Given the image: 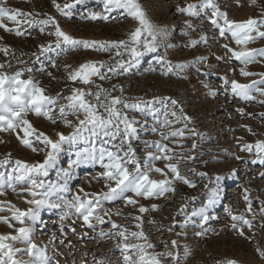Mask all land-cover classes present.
Segmentation results:
<instances>
[{
  "label": "snow or ice",
  "instance_id": "1",
  "mask_svg": "<svg viewBox=\"0 0 264 264\" xmlns=\"http://www.w3.org/2000/svg\"><path fill=\"white\" fill-rule=\"evenodd\" d=\"M85 0H71V3L63 5L58 0H51L52 6L60 15L71 18L72 10L81 5ZM103 5L102 12L90 11L87 15H82V19L104 20L108 21L110 14L119 12L125 18L135 21V27L126 34L125 39L120 40H86L78 39L62 29L60 23L54 16L44 13L43 19H36L41 13L25 12L20 9L6 6L5 0H0V28L5 32L14 33L16 36L25 35L24 25L28 28L38 27L41 35L47 34L55 38L54 42L39 45L40 54L56 53L57 56L66 55L69 52L77 50H92L95 52L111 53L114 64H106L103 61H87L78 66V68L68 72V80L73 83H80L85 87L73 88L71 94L55 96L47 94L44 87L33 76L32 68H26L23 72L17 71L9 75L5 68H10L11 63H0V133H13L19 143L36 154H43V160L28 163L23 160H11V153L4 160H0V167H6L5 171H0V196L11 190L18 197H26L24 203L28 205L27 209H21L11 202L0 201V213L8 211L10 216L0 215V223L13 229L15 235L11 233L0 234V264H60L56 259L63 253L56 249L55 234L49 239V244L39 245L34 240L35 226L40 222L41 211L47 209H59L60 227L63 228L64 221L71 217L82 221L83 226L95 231L97 225L108 223L109 231H100L101 238L107 236L116 239V249L122 256V264H183L190 255L191 251L187 245L183 246V256L179 251L180 245L177 240L170 242L160 240L158 243L163 246V251H156L157 243H153L149 234L144 230V214L156 212L159 205L152 203L145 206L140 203V198L150 200L153 198H162L166 194H175L177 189L175 184L180 183L189 188H196L197 183L194 179H189V175L208 179L213 184L209 188V183L204 184V188L210 193L207 204L198 209H194L192 216L199 217V231L194 235L203 238L213 229L205 225L213 219L208 209L213 206L220 198V181L221 176L217 175L213 181L207 172H199L191 169L188 174H182L180 171L181 162L188 163L197 159L192 156L191 152L198 145L193 139L191 147L185 152H177L176 148L183 149L182 141L202 136L192 124V117L184 112L179 101L171 97L163 98L171 107L165 111L162 128L173 129L174 124H180L182 127L175 128L171 131L164 132L153 126L148 129L147 122L143 123L137 120L131 113H141L152 115L151 105L156 102L155 98L151 101L138 100L129 102L123 96L113 95L116 90L114 85L112 90L104 88L102 85L95 83V79L101 81L110 79L108 73L117 72V70L126 73L129 69L139 64L140 59L147 53H158L161 48L164 49V55H158L156 64L160 66L161 75L169 74L176 76L178 79H187L184 75L188 69L194 68L197 73H201L200 65L211 69L213 65L209 64L208 57L201 55L192 61L173 62L168 59V49L174 47L170 43L172 30L167 26H161L154 23L148 15L145 6L141 0H100ZM239 6V0H237ZM250 6H259L257 0H250ZM177 11L190 18H206L219 31L220 37H225L230 33L236 45L244 46L241 50L229 47L228 44L222 45L230 53L229 59H235L244 67L239 72L243 77L254 75L261 76L259 81H252L244 84L237 80L223 78L225 91L243 101L255 100L254 94L264 97V87L258 85L264 84V73H254L247 71L249 64L264 62V48H247L249 43H254L257 38L264 39V9L261 11V19L249 17L244 21H234L228 18V14L221 11L216 0H197L195 3H186L185 6H177ZM210 12V15H209ZM7 20L16 25L10 28L4 21ZM222 21V23H221ZM184 36H189L190 31H196L191 19L185 20ZM255 33V35H253ZM30 35L31 33H27ZM3 39V37H0ZM201 43H208V36L202 34L199 39H189L185 47L195 48ZM12 50L8 46H0V53L8 56ZM15 55L14 53H12ZM35 55V53H33ZM128 59L125 60L124 57ZM217 61L225 58L222 56L215 57ZM39 59V57H37ZM52 67H56L55 61ZM65 65V69L70 68ZM106 68V71H103ZM155 70V69H153ZM232 71H235L234 69ZM27 72L28 79L21 77ZM203 75L209 73L204 72ZM51 77V73H48ZM54 78V77H53ZM208 88L207 84H204ZM93 88L95 90H93ZM123 93V87L119 88ZM209 95L215 96V90H209ZM63 100L65 103H61ZM264 104V100L258 101ZM178 109V111H177ZM237 111L244 115V109ZM29 113L36 117L46 119L53 125L62 124L64 128L71 129L65 135L63 131L55 133L56 139L43 131H39L33 123L26 117ZM252 116L251 113L248 114ZM264 118V113L259 114ZM73 117L74 119H70ZM82 117V118H81ZM172 117L174 119H170ZM250 134L256 135L253 129L247 125L243 126ZM19 130V131H18ZM150 130L158 132L161 141H143L144 150L147 155L143 158L137 156V149L133 147V141H139L141 132ZM23 135H20V133ZM237 143L240 151L254 154L253 164L264 166V140H256L252 143H241L242 137H238ZM175 147H170L169 141ZM0 143H6L0 138ZM83 143V147L77 153V161L91 162L99 164L103 171L98 173L95 179L103 180L104 187L107 191L86 192L83 188L73 194L70 200H65L58 193L68 192L66 182L64 184L52 183L44 178L49 176L51 169L56 167L57 161L65 145H78ZM39 145V146H38ZM154 149V151H148ZM235 159H241L235 155ZM163 161L164 167H157L156 162ZM157 173L161 179H152L151 174ZM69 173L64 172L67 177ZM264 178V172L259 173ZM243 201L246 205L243 213L234 214L231 207H225V212L230 217L232 223L231 229L236 231L239 236L249 239L246 236L245 229L252 232L253 237L257 235L255 227L259 226L264 230V201H258L260 207L257 210L253 207L254 198L251 197L250 190L243 189ZM56 196L54 200L53 197ZM195 201L197 197L184 198ZM59 201V202H57ZM123 201L125 207H133L139 214L131 213L125 219H131L134 224H118L111 219L112 215H123L117 210L113 213L110 209L104 207L105 203H115ZM187 207V203L181 206V211ZM102 213V214H101ZM251 216V219L248 217ZM261 219L257 220V217ZM105 217L108 219L105 220ZM95 222V223H94ZM149 224L154 221H147ZM185 221V225L188 224ZM15 224L20 225L15 227ZM135 228L136 230H131ZM75 233V228L72 229ZM168 232L173 228L169 227ZM86 236L87 233H84ZM179 235V234H178ZM63 241L60 242L63 245ZM24 247H17L16 245ZM49 245H51L52 255H49ZM69 248L71 243L69 242ZM256 252L260 258L264 259V248L257 247ZM27 256V259L22 257ZM94 264H108L107 260H95ZM121 264V261H117ZM225 264H239L236 260H227Z\"/></svg>",
  "mask_w": 264,
  "mask_h": 264
},
{
  "label": "rangeland",
  "instance_id": "2",
  "mask_svg": "<svg viewBox=\"0 0 264 264\" xmlns=\"http://www.w3.org/2000/svg\"><path fill=\"white\" fill-rule=\"evenodd\" d=\"M62 5L71 3V0H58ZM197 0H141L148 12L149 18L161 26H167L172 30L170 43L173 48L168 49V59L175 62L192 61L196 57L204 55L208 57V63L213 65L211 69L200 65L202 72L197 73L194 68L188 69L184 75L187 79H178L176 76L169 74L161 75L160 66L156 64L158 55H164V49L161 48L158 53H147L140 59L139 64L133 65L128 72L123 73L120 70L114 73H108L110 79L99 80L96 78L95 83L102 85L104 88L112 90L113 95L123 96L129 102L138 100L151 101L156 100L151 105L152 111L155 113L156 119L152 115H144L141 113H131L137 120L142 123L147 122L148 129L155 126L157 129L168 132L175 128L182 127L180 124H174L173 129L162 128L164 113L171 106L166 102H162L163 98L171 97L179 101L184 112L192 117V124L202 136L182 141L183 149L176 148L177 152L187 151L193 142L196 141L198 147L191 152L192 156L197 157L194 161L184 163L181 162L180 171L182 174H188L191 169L199 172H207L209 177L214 181L217 175L221 176L220 181V198L211 206L208 211L213 217L205 227L213 229L203 238L196 237L194 233L199 231V217L192 216L194 209L207 204L209 191L204 188L205 183H209L208 179H200L199 177L189 175V179H194L197 183L196 188H189L186 185L177 183L175 187L176 193L166 194L162 198H153L144 200L140 198V203L150 206L152 203L158 204L159 210L144 214L145 224L144 230L149 234L153 243H157L156 251H163V246L158 243L160 240L168 241L175 239L180 245V253L183 256V246L187 245L191 251L190 257L183 261V264H225L227 260H236L239 264H264V259L260 258L256 252L257 247L264 248V230L259 226L255 227L257 235L253 237L252 232L245 229V239L231 229L232 223L230 217L225 212V207H231L234 214L243 213L245 203L243 201V189L250 190L251 197L254 198L253 207L258 211L260 205L255 199L264 201V178L259 173L264 172V166L253 164L254 154L240 151L237 143L238 137H242L241 143H252L256 140H264V118L260 117V113H264V104L258 101L264 100L259 94L255 100L243 101L234 97L229 91H225L223 78H227L229 82L233 79L240 83L248 84L252 81H259L261 76L254 75L243 77L240 75V68L244 67L235 59H229L230 53L222 47L228 44L229 47L241 50V45H236L230 33H226L225 37L219 36V31L206 18H190L177 11V6H185L186 3H195ZM221 11L228 14V18L237 22L244 21L249 17L261 19V11L264 9V0H257L259 6H250V0H216ZM6 6L20 9L25 12H39L41 15L36 19H43L44 13L54 16L60 23L63 30L78 39L86 40H120L125 39L126 34L135 27V21L125 18L119 12L110 14L108 21L82 19V15H87L90 11L102 12L103 5L100 0H85L81 5H77L73 10L71 18L64 17L56 11L52 6L51 0H5ZM210 15V12H209ZM191 19L196 31L189 30V36L182 33L185 30L184 21ZM4 23L10 28L16 25L5 20ZM222 23V21H221ZM25 35L16 36L14 33L5 32L0 28V46H8L12 52L6 57L0 53V63H11V67L5 68L9 74H15L17 71H24L26 68H32L33 78L44 87L49 95H57L58 93L67 96L71 94L73 88L85 87L80 83H73L68 80V72L72 71L84 62L103 61L106 64H114L111 58L113 54L105 52H95L92 50H77L69 52L66 55L57 56L56 53L40 54L39 45L54 42L53 36L46 33L41 35L38 27L28 28L24 25ZM261 30H264L262 28ZM27 33H31L28 35ZM202 34L208 36V43H201L199 46L185 47L188 40L199 39ZM255 35V33H253ZM247 48H264V39L257 38L254 43H249ZM14 53L15 55H13ZM35 53V55H33ZM216 56H222L225 59L217 61ZM39 57V59H37ZM128 59L127 56L124 57ZM55 61L56 67H52ZM65 65L71 67L67 70ZM155 69V70H153ZM235 71H232V70ZM247 71L254 73H264V62L249 64ZM106 71V68L103 70ZM207 72L208 75L202 73ZM51 73V77L48 75ZM54 77V78H53ZM22 79H28L29 74H25ZM208 85V88L204 87ZM264 87V84L258 85ZM123 87L121 93L119 88ZM215 90L216 95H209V90ZM93 90H95L93 88ZM61 103L65 101L61 100ZM244 109V115H241L237 109ZM178 111V109H177ZM251 113L252 116L248 114ZM39 130L47 133L53 139H56L55 133L63 131L67 135L71 129L64 128L62 124L53 125L43 118L36 117L29 113L26 117ZM74 119L73 117H69ZM82 118V117H81ZM170 119H174L169 117ZM247 125L253 129L256 135L250 134L243 126ZM19 131V130H18ZM20 135H23L21 132ZM6 143H0V160H4L11 153V160L17 159L33 163L43 160V154L33 153L31 150L23 147L16 139L13 133H0ZM161 141L158 132L145 130L141 132L139 141H133V147L137 149V156L143 158L147 155L144 150L143 141ZM168 143L170 147H175L171 140L163 141ZM39 146V145H38ZM85 145H65L57 161L56 167L51 169L49 176L44 178L52 183L64 184L66 182L69 188L68 192L58 193L65 200H70L72 195L83 188L86 192H102L107 191L104 187V181L97 180L95 177L103 169L99 164L77 161V153ZM154 151V149H148ZM235 155L241 159H235ZM163 161H157V167H164ZM7 167V166H6ZM6 167H0V171H5ZM67 171L69 175L64 176ZM152 179H161L159 174L152 173ZM214 185L209 183V188ZM197 197L193 202L184 198ZM26 197H18L11 190L5 195L0 196V201L11 202L21 209H27L28 205L24 203ZM56 199V196L53 197ZM59 202V201H57ZM187 203V207L181 211V206ZM104 207L110 209L113 213L117 210L123 215H112L111 219L118 224H126L131 227L134 221L125 219L129 213L138 215L139 213L131 206L125 207L123 201L115 203H105ZM59 209H43L40 214V222L35 226L34 240L37 244L43 246L49 244L50 237L55 234L56 249L63 253L62 256L56 257L60 260V264H94L95 260H107L108 264H117L121 261L122 256L116 249V239L110 237L99 236L100 231H109L110 225L105 223L97 225L95 231L83 226L82 221H76L73 216L64 221L63 228L60 227ZM102 214V213H101ZM0 215L10 216V212L5 211ZM251 219V216L248 217ZM108 218L105 217V220ZM261 217H257V220ZM154 221L149 224L147 221ZM188 224L185 225V221ZM95 223V222H94ZM20 225L15 224V227ZM169 227L173 228L172 232H168ZM75 228V233L72 229ZM131 230H136L131 228ZM11 233L15 235L13 229L7 225L0 223V234ZM84 233H87L85 236ZM179 234V235H178ZM63 241V245L60 242ZM69 242L71 248H69ZM24 247L23 245H16ZM49 255H52L51 245H49ZM27 259V256L22 257Z\"/></svg>",
  "mask_w": 264,
  "mask_h": 264
}]
</instances>
